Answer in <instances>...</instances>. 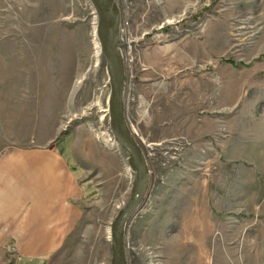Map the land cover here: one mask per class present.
<instances>
[{
    "label": "rangeland",
    "instance_id": "1",
    "mask_svg": "<svg viewBox=\"0 0 264 264\" xmlns=\"http://www.w3.org/2000/svg\"><path fill=\"white\" fill-rule=\"evenodd\" d=\"M255 1L113 0L123 120L146 166L125 264H264V9ZM94 25L90 0H0V164L71 137L94 147L86 163L101 193L67 264H111L107 230L132 181L103 113L109 82Z\"/></svg>",
    "mask_w": 264,
    "mask_h": 264
},
{
    "label": "crops",
    "instance_id": "2",
    "mask_svg": "<svg viewBox=\"0 0 264 264\" xmlns=\"http://www.w3.org/2000/svg\"><path fill=\"white\" fill-rule=\"evenodd\" d=\"M251 4L264 9V0ZM259 34L256 56L261 57L264 22ZM69 139L65 147L34 150L0 164V264H67L70 239L101 193L86 163L94 147ZM195 223L189 214L187 224Z\"/></svg>",
    "mask_w": 264,
    "mask_h": 264
},
{
    "label": "water",
    "instance_id": "3",
    "mask_svg": "<svg viewBox=\"0 0 264 264\" xmlns=\"http://www.w3.org/2000/svg\"><path fill=\"white\" fill-rule=\"evenodd\" d=\"M97 17L98 43L105 60V70L109 82L108 120L114 142L120 146L128 156V163L132 171V181L126 201L118 210L110 225L111 264H125L123 238L128 222L136 213V208L146 180V166L144 158L129 136L123 120L122 85L123 74L115 60V39L118 12L113 0H90Z\"/></svg>",
    "mask_w": 264,
    "mask_h": 264
},
{
    "label": "bare ground",
    "instance_id": "4",
    "mask_svg": "<svg viewBox=\"0 0 264 264\" xmlns=\"http://www.w3.org/2000/svg\"><path fill=\"white\" fill-rule=\"evenodd\" d=\"M167 23H173V22H167ZM94 24H95V23H94ZM117 26H118V25H117ZM96 28H97V30H96ZM95 30H96V33H95ZM93 33H95L96 40L98 41V38H97L98 27H97V25H96V26L94 25ZM114 39H115V42H116V40H117V30H116V32H115V34H114ZM94 40H95V39H94ZM93 51H94V53H95V55H96V62H97V58H98L99 55H100V54H99V53H100V50H99V44H97V42H96V43L93 42ZM101 55H102V54H101ZM114 56H115L116 64L119 65V58H118V55H117V51H116V50H115ZM80 83H81V81L78 82V84H77V88L80 86ZM106 108L108 109L107 104H106ZM106 116H108L107 111H105V117H106ZM127 131H128L129 136H130L131 138H133L132 135H131V133H130V131H129V129H128V127H127ZM132 132H133V131H132ZM134 136L137 137L135 134H134ZM114 143H115V142H114ZM130 171H131V170L128 169V175L131 176V172H130ZM125 172H126V170H125ZM128 175H127V176H128ZM129 179H130V178H129ZM136 211H137V208H136ZM107 239H108V241H109V239H110V231H109V229L107 230Z\"/></svg>",
    "mask_w": 264,
    "mask_h": 264
},
{
    "label": "built area",
    "instance_id": "5",
    "mask_svg": "<svg viewBox=\"0 0 264 264\" xmlns=\"http://www.w3.org/2000/svg\"><path fill=\"white\" fill-rule=\"evenodd\" d=\"M99 50H100V47H99ZM105 104H106V103H105ZM105 109H107V108L105 107ZM105 109H104V112H103V113H105V111H106ZM113 142H114V141H113ZM109 144H112V143H111V142H109Z\"/></svg>",
    "mask_w": 264,
    "mask_h": 264
}]
</instances>
